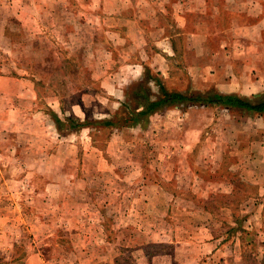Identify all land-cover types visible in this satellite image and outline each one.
I'll return each mask as SVG.
<instances>
[{
    "label": "rangeland",
    "instance_id": "rangeland-1",
    "mask_svg": "<svg viewBox=\"0 0 264 264\" xmlns=\"http://www.w3.org/2000/svg\"><path fill=\"white\" fill-rule=\"evenodd\" d=\"M125 1L0 0V264H264V115L174 107L77 130L114 115L145 66L191 87L181 56L169 79L141 63L164 48L141 0L98 8ZM233 64L236 93L264 92V60ZM208 77L193 89L219 90Z\"/></svg>",
    "mask_w": 264,
    "mask_h": 264
},
{
    "label": "crops",
    "instance_id": "crops-1",
    "mask_svg": "<svg viewBox=\"0 0 264 264\" xmlns=\"http://www.w3.org/2000/svg\"><path fill=\"white\" fill-rule=\"evenodd\" d=\"M126 2L134 5L136 1L126 0L120 2L119 6L118 3L110 4L108 10L106 6L98 8L112 13L122 9ZM152 2L158 4L153 6ZM138 3L143 7L141 18L147 23V31L153 38L156 33L162 45L160 47H164L145 45L147 52H143V55L146 53V58L142 56L141 63L155 68L165 79L171 77L173 63L179 69L177 64L180 62H176L175 58L181 56L184 65L181 70L188 71L192 88L193 79L207 80L211 74L218 91L236 93L231 88L232 78L238 77L233 63L242 62L250 69L247 64L264 60V0H141ZM117 12L122 14L121 11ZM152 15L169 18V21H159ZM117 19L129 24L126 29L132 28V19ZM179 35H183L184 43L178 41ZM213 35L217 36L216 43ZM179 47H183V51ZM256 47L262 50L250 51V48ZM198 107L202 109L205 106ZM3 237L1 234L0 239ZM0 250L3 252L2 247Z\"/></svg>",
    "mask_w": 264,
    "mask_h": 264
},
{
    "label": "trees",
    "instance_id": "trees-1",
    "mask_svg": "<svg viewBox=\"0 0 264 264\" xmlns=\"http://www.w3.org/2000/svg\"><path fill=\"white\" fill-rule=\"evenodd\" d=\"M144 71L142 79L134 83L128 92L127 100L114 115L96 121L78 122L75 125L77 130L92 125L120 129L147 126L155 115L174 107L185 109L191 106H210L242 115H264V92L255 96H244L239 93H223L215 88L206 91L192 87L185 91L170 89L150 67L145 66ZM152 81L158 87L156 92L151 86ZM54 117L58 127L65 124L64 119L56 115Z\"/></svg>",
    "mask_w": 264,
    "mask_h": 264
}]
</instances>
